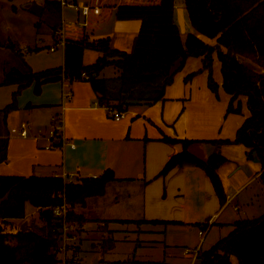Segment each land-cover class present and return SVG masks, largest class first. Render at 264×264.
I'll list each match as a JSON object with an SVG mask.
<instances>
[{
  "label": "trees",
  "instance_id": "trees-1",
  "mask_svg": "<svg viewBox=\"0 0 264 264\" xmlns=\"http://www.w3.org/2000/svg\"><path fill=\"white\" fill-rule=\"evenodd\" d=\"M51 4L55 26L61 27V6ZM46 5H44L46 10ZM174 0H151L138 4L126 0H103L101 14L91 16L87 27L65 25L66 41L64 65L42 72H33L25 63L22 53L20 66L4 68L0 86L17 87L15 95L34 86L40 93L50 82L67 79L70 82L87 81L96 94L98 105L126 113L134 106H152L163 100L166 89L174 83L177 74L190 58H202L203 70L208 71L209 88L218 92L213 78L214 56L221 64L222 88L230 96L228 113L241 114L245 99L249 116L236 133L233 141H209L217 145H241L247 150L248 160L261 164L259 182L264 191V75L240 61L249 60L264 70V0H185L193 33L183 37L174 21ZM116 10V11H115ZM118 20L141 21L139 35L130 52L112 48L110 38L92 39L97 26L113 14ZM87 51L101 53L93 64L84 61ZM112 67L119 70L115 78L104 77L102 72ZM89 75L86 80L82 74ZM189 75L187 80L196 76ZM12 102L0 110V127L7 126L10 113L17 111ZM183 144V151L173 156L160 176H166L176 167L194 166L205 171L223 207L227 195L218 169L227 159L220 152L202 160L189 151L192 141H172ZM8 138L0 129V164L7 161ZM115 180L112 171L97 179L83 178L69 183L61 177H22L0 175V221L24 220L26 205L39 210L44 225L31 232H6L0 225V264H61L58 254L62 248L64 223L84 222L82 216L69 211L64 219L57 218L53 209L64 203L84 207L90 197L105 193L106 185ZM138 223L141 221H107ZM152 224L168 222L151 221ZM208 227V225H207ZM233 231L203 253L202 264H264V215L244 219L233 224ZM65 264H73L66 261Z\"/></svg>",
  "mask_w": 264,
  "mask_h": 264
},
{
  "label": "crops",
  "instance_id": "crops-1",
  "mask_svg": "<svg viewBox=\"0 0 264 264\" xmlns=\"http://www.w3.org/2000/svg\"><path fill=\"white\" fill-rule=\"evenodd\" d=\"M102 1L87 0L80 2L101 7ZM126 1L146 4L150 3L151 0ZM32 4L35 3L32 2ZM174 4V21L181 35L186 37L194 30L189 20L185 0H174ZM40 5L43 6L44 12V5ZM67 9L61 8V27L64 30L65 25L76 24L80 21L79 18H82L71 10L76 17L78 16V19L74 22H67L64 18V12ZM115 11L107 21L97 26L92 33V39L108 37L111 39V45L115 44L114 49L130 52L139 35L141 21L138 19L118 20ZM121 44L125 46H121ZM58 49L51 53L58 52ZM61 53V60L64 65V49L62 48ZM101 56V53L96 52L92 59L93 62L85 63L91 65ZM196 59L203 64L202 58H190L185 66L189 65L191 60ZM216 60L218 62L215 55L214 67L221 69V64L217 65ZM244 60L240 59L243 64L248 66ZM110 68L112 67L106 68L102 72V76L105 77L106 70ZM251 69L258 72L255 68ZM262 71L260 68V72ZM204 74L206 72L200 75ZM179 75L175 77L174 83L166 89L163 100L143 110L132 107L130 109L131 114L125 116L120 122L113 120L106 107L98 105L96 94L89 82H70L63 79L45 84L42 97H31L30 102L18 107V113L23 112L27 119L20 124H29L30 136L24 139L10 132L12 129L9 126V119L14 116L15 111L9 114L7 126L2 127L4 137L8 138L9 143L7 161L0 164V175L51 177L67 174L78 175L83 179L101 176L110 170L113 172L115 180L106 185L103 195L88 198L85 206L82 207L83 211L89 209V214L100 222L129 220L143 221L149 225L152 224L151 221L168 222L167 224L154 225L165 226L166 229L171 227L184 228L180 229L184 231L180 236L181 240L192 238L187 235V232L192 234L193 229H196L198 233L193 235V242L191 243L195 247H190L194 249L199 247L196 245L197 241L201 239L199 232L213 222V225L207 227V234H209L211 226L217 223L226 208L233 202L237 201L234 210L238 212L241 211L240 205H254L253 203L256 202L257 198H253L252 195L248 197L243 195L251 183L246 182L247 184L250 183L247 187H245L246 184L243 186L239 184L240 188L233 184L236 183L237 175L246 170L248 166L254 168L253 174L249 177L250 181L253 183L259 181L262 169L261 164L258 167L259 163L248 160L245 147L235 144L222 145L224 148L221 153L227 159V162L218 169L227 195V202L223 207L210 179L205 171L199 167H176L166 176H160L168 161L183 151V144L168 142L166 139L192 141L189 151L202 160H207L212 154V149L207 143L212 141L211 139L203 138L202 134L201 136L199 134L194 135L195 130L198 131L197 128L194 129L193 134L186 130L187 114L184 113L186 108L182 114H178L182 105L183 108L184 105L189 104V98H187L189 93L192 96L195 93L193 90L173 93V86ZM68 82L69 86H67ZM190 84V88H194L195 80ZM217 84L222 87L223 78ZM30 88L28 89L31 90ZM67 89L72 91V98L63 104V95ZM224 95L229 104L230 96L227 93ZM210 96L208 95V100ZM209 101L211 104H221L216 101L215 97H210ZM241 101L243 109L240 115H242L243 121L237 123L229 136L219 140L233 141L238 129L249 116L245 99H241ZM59 114L62 115L63 135L66 140L75 145V148H71L69 145H60L46 149L50 145V141L47 138L48 133L44 134L42 129L49 128L52 125L53 117ZM41 120L46 121L47 127L44 126L43 122H40ZM20 124L15 128L19 127ZM225 149H228L229 155L226 154ZM236 168L237 170L234 172ZM117 186H120L117 191L120 190L122 194L115 192L113 195L118 197L111 199L110 192ZM233 189H236L235 194H233ZM92 200L95 201L90 205L89 202ZM27 218L31 219L26 216ZM21 221L23 220H16L15 222L21 223ZM2 223L3 221H0V225ZM198 243L200 244V242ZM187 245L183 246L184 250L190 249Z\"/></svg>",
  "mask_w": 264,
  "mask_h": 264
},
{
  "label": "rangeland",
  "instance_id": "rangeland-1",
  "mask_svg": "<svg viewBox=\"0 0 264 264\" xmlns=\"http://www.w3.org/2000/svg\"><path fill=\"white\" fill-rule=\"evenodd\" d=\"M46 1L47 0H0V83L4 77V68L8 66L16 67L21 64L19 56L15 54V50H19L22 53L21 57H23L25 63L33 72L51 70L63 65L61 60V48H59L56 53H51L50 51V48L56 45V41L53 38V27L55 26L53 8L55 7L51 4L46 5ZM32 2L38 5H46V10L41 16L36 15L28 8ZM64 13V18L67 22H74L78 19V16L76 17L75 13L71 10L67 9ZM79 20L78 22H81L82 18H79ZM114 46L115 44L112 48H115ZM121 46L125 45L121 44ZM25 48H28V51L21 50ZM94 55H96V52L88 51L85 62L90 63ZM245 62L248 66L260 72V67L258 65L249 60ZM60 63L62 64L60 65ZM216 63L220 65L217 60ZM106 71V77L115 78L119 75V70L115 68H110ZM204 72H206V74L200 75ZM193 73H197L194 79L195 86L194 88H190V82L194 80L191 79L189 82L187 78ZM260 73L264 75V70ZM177 75L179 76L173 86V93H184L190 92L191 90L195 92L193 96L189 93L187 97L189 98V104L184 105L183 108L181 104L182 106L178 111L180 115L184 111V108H186L184 111V113L187 114L186 130L190 134H193L194 129L197 128L198 131L195 130L196 133H194V135L199 134V136H201L202 134V136H204L203 138L211 139L212 141H221L219 139L229 136L237 126V123L243 121L242 115L227 112L229 104L224 95L226 92L221 86L218 85L219 88L217 93H213L209 90V73L203 70V64H201L199 60H191L189 65L185 66ZM213 78L216 83H219L222 79L221 69L214 67V62ZM67 86H69V82ZM31 87H33L30 88L31 90L25 89L20 94L15 95L17 90L16 86H0V110L6 108L14 101L19 107L22 104L30 102L31 97L43 96V87L40 93L35 92L34 86ZM208 95L210 97H215L216 101L221 104H211L209 101L210 97L209 100L207 98ZM148 107L149 106L146 105H138L134 106L133 109L143 110ZM18 111L19 110L15 111L13 114L14 116H11L9 119L10 129L15 128L22 121H27L25 114L23 112L18 113ZM111 111L114 112L115 110L111 108ZM130 114L131 112L128 111L125 116H129ZM40 122H43L44 126L47 127L45 120H41ZM0 129H3L2 126ZM50 129L51 125L47 129H42V132L44 134H49ZM11 136L13 135L11 134ZM207 143L212 149V154L215 152L221 153L224 148L222 145L220 146L209 141ZM225 152L229 155L228 149H225ZM259 166L260 163L258 167ZM236 170L237 168L234 172ZM253 171L254 168L248 166L246 170H243V172L237 175L235 179L236 183L233 185L239 186V184H242L243 186L246 184L245 187H247L251 183L243 192V195L247 197L252 195L253 198H257L256 202L253 203L254 205L250 206L240 205V212L234 210L237 201L226 208L217 223L215 220L216 224L211 226V230L209 229V234H206L207 236H205L200 255L195 264H202L203 253L211 249L221 239L230 235L234 229L233 224L236 221L256 219L264 215V192L259 181L255 183L250 181L249 177L253 174ZM78 182L79 181L74 180L69 183ZM246 182L250 183L247 184ZM118 188L120 189V186H117L110 192L111 199H114L113 197H118L113 195L115 192L121 193L120 190L117 191ZM238 188H240V186ZM235 192L236 189H233V194H235ZM94 201L95 200H92L89 204L92 205ZM67 210L68 212L71 211V213H74L76 216H82L86 220L84 222L67 221L64 223L66 229L64 232L66 235L65 241L69 246L70 252L66 254L65 258H62L64 255L60 252L58 258L61 261H73V264H191L192 262V259L185 255L186 249L184 250L183 246L188 244L187 246L191 250L194 249L193 247L195 246L191 243L193 242V235L198 233L196 229H193L192 234H188L187 232V235H190L192 238L181 240L180 236L184 231L180 229L184 228L171 227L166 229L165 226L149 225L143 221L128 224L100 222L96 221V219L89 214V209L83 211L82 206L77 205L73 208L67 204ZM39 213L36 207L28 203L26 205V215L31 219L25 218L21 223L23 224L25 220H28V227L30 229L43 226L44 222L40 219ZM15 221L16 220H9L6 224H3V229L6 232L19 230L22 225ZM202 230H207V226ZM198 242H201V239L197 241L196 245H200ZM231 260L233 264H237L236 258H232Z\"/></svg>",
  "mask_w": 264,
  "mask_h": 264
},
{
  "label": "built area",
  "instance_id": "built-area-1",
  "mask_svg": "<svg viewBox=\"0 0 264 264\" xmlns=\"http://www.w3.org/2000/svg\"><path fill=\"white\" fill-rule=\"evenodd\" d=\"M56 1L61 8H68L70 10L75 11L78 15H80L82 17V21L80 23H76L78 25H80L81 27H87L88 23H89V19L91 16L94 15H100L101 14V7L99 5H92V4H86V3H81L78 0H54ZM53 38L56 41V45L50 48L51 52H55L56 49L58 48H62L65 49V41H66V33L64 28L60 27L59 29H57L54 34H53ZM23 51H28V48L25 49H21ZM82 77L86 80H88L90 77L89 75H87L86 73L82 74ZM67 80V79H66ZM69 81V80H68ZM64 103H66L65 101H69L72 98V91L70 90H66V92L64 93ZM64 108V105H63ZM109 114L111 115V117L113 118L114 121L116 122H120L121 120L124 119L125 117V113H121L118 111H111V109L109 110ZM29 130H30V126L28 123H22L20 124L19 127L14 128L11 130V133L13 135H17L21 138L27 139L29 137ZM63 125H62V115H56L55 117H53L52 119V125H51V129L49 131L48 134V139L50 141V145L48 147H46V149H52L55 147H58L60 145H69L71 148H75V145L71 144L70 141L66 140L64 135H63ZM57 177H61L65 180V182H73L75 181H81L82 178H80L78 175H67L64 174L63 176H57ZM99 176H93V179H97ZM68 210H67V203H64L62 206H58L55 207L53 209V214L55 217L57 218H62L65 220L66 216H67ZM212 225V224H210ZM65 224H64V229H63V236L62 238H64V240H62V248L60 250V252L63 253L64 257H66V254L68 252H70L69 250V246L67 244L66 240V235H65ZM207 230H201L199 232V235L201 237V242L198 248L196 249H186L185 250V255L189 258L192 259L191 264H195L198 256L200 255L201 252V247L202 244L204 242L205 236L207 234ZM65 261H62L61 264H65Z\"/></svg>",
  "mask_w": 264,
  "mask_h": 264
},
{
  "label": "water",
  "instance_id": "water-1",
  "mask_svg": "<svg viewBox=\"0 0 264 264\" xmlns=\"http://www.w3.org/2000/svg\"><path fill=\"white\" fill-rule=\"evenodd\" d=\"M28 8L33 12L35 13L36 15H39L41 16L42 13H43V6L41 5H38V4H31L28 6ZM29 223H28V220H25L24 223L22 224V226L20 227L19 231L20 232H31L32 229H30L28 227Z\"/></svg>",
  "mask_w": 264,
  "mask_h": 264
}]
</instances>
